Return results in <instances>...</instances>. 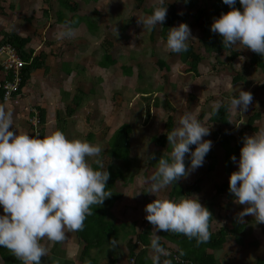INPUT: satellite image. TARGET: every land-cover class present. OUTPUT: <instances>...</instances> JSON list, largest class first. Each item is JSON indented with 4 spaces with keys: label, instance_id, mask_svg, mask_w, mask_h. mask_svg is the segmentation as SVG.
Wrapping results in <instances>:
<instances>
[{
    "label": "rangeland",
    "instance_id": "obj_1",
    "mask_svg": "<svg viewBox=\"0 0 264 264\" xmlns=\"http://www.w3.org/2000/svg\"><path fill=\"white\" fill-rule=\"evenodd\" d=\"M0 1L3 7L0 9V40L6 32L21 31L32 37V48L28 46L31 51L36 55H46L44 64L48 70L34 73L24 97L18 93L21 104L19 112L26 114L24 118L29 134L32 135L35 130L33 118L41 122L39 108L43 107L48 109L46 119L51 127L48 134L61 129L69 139L80 138L98 143L104 149L100 154L104 159V168L108 163L124 172L126 182H117L110 189L121 196L110 210L111 219L120 230L119 240L115 246L110 241L106 242L108 244L103 248L93 250L91 256L96 257L99 264H107L112 258L117 260L116 264H133L128 252L130 248L136 249L138 246L137 234L143 232L147 225L151 232L154 227L146 219L145 206L157 198L174 199L171 194L174 182L159 192L149 193L150 177L158 168V160L171 151L169 143L163 148L153 143L162 123L172 115L177 126L179 117L185 112H193L198 118L205 112L201 121L210 128V134L204 139L213 141L211 149L215 144L213 133L218 130L234 138H238L241 131L248 136L254 135L264 128V72L257 68L244 71L243 64L249 61L251 49L240 44L238 48L244 53L234 65L247 75L245 81L233 84V71L227 66H217L218 76L209 75L210 67L219 57L204 59L200 66V77L187 74V66L179 56L171 55L166 48L161 25H156V30H145L138 23L139 17L148 15L140 7L141 0H69L78 4L74 12L61 6L65 0ZM173 2L179 11L185 10L184 0H164V6L168 9ZM154 5H159V0H143L144 9ZM59 17L78 20L74 24V36H57L64 24ZM191 35L188 43L194 41V45L199 47L200 30L191 27ZM105 55L112 57L116 63L102 65ZM48 56L51 59H47ZM226 57L222 56L220 60L228 62ZM159 61L165 62L168 70L160 68ZM241 88L253 93L248 109L244 113L239 112V108L238 111L230 109L228 126L211 121L212 113L221 105L213 102H222L238 95ZM78 96L81 100L77 106L73 98ZM10 107L8 109L11 110ZM255 112L262 113L254 124L258 131L246 130L247 118ZM124 124L131 126L132 134L129 159L122 163L111 157L110 142ZM38 128L40 130L41 124H38ZM209 153L217 157L215 170H207L211 161L206 157L202 166L178 179L176 186L192 187L197 179L201 180L198 182L199 191L193 194L209 205L213 215V231L223 226L232 228L233 223L245 224L246 231L250 230L244 237V246L236 244L234 237L229 236L223 248L213 252L220 263L256 264L258 258H264V222L257 223L252 214L245 216L243 222L237 220V214L245 205L237 203L233 193L217 191L230 182L231 173L227 172L223 161L224 150L217 146ZM152 154H155L154 158H151ZM190 156L185 157L186 168L190 166L191 161L186 160ZM88 159L94 166V158ZM238 161L233 171L238 170ZM166 248L171 253V248L177 247L167 242ZM82 249L83 245L78 252L79 258ZM141 249H144L142 245ZM146 251L147 257L152 260L151 249L147 248Z\"/></svg>",
    "mask_w": 264,
    "mask_h": 264
},
{
    "label": "clouds",
    "instance_id": "obj_2",
    "mask_svg": "<svg viewBox=\"0 0 264 264\" xmlns=\"http://www.w3.org/2000/svg\"><path fill=\"white\" fill-rule=\"evenodd\" d=\"M224 3L231 10L214 18L211 30L222 36L224 46L242 44L264 55V0H240L243 10L235 7L237 0H224ZM167 11L164 0H159L152 13L139 17L138 23L151 30L162 25ZM75 23L66 20L57 36H74ZM190 37L188 23L172 26L166 48L176 53L186 52ZM252 100L253 93L241 88L238 95L227 98V103L230 109L239 108L244 113ZM12 125L13 112L6 102L0 103V206L3 207L0 245L10 249L24 264H41V257L48 251L41 239L64 241L66 230L82 229L86 216L92 212L91 206L103 205L112 195L107 188L110 173L103 166L100 154L104 149L98 143L69 139L61 129L43 135L44 126L40 135L20 131L17 134L10 130ZM209 134L210 128L193 112L180 116L177 126L167 133L171 151L158 160V168L150 177L149 193L159 192L202 166L213 145L211 139H204ZM194 144L197 146L193 150L190 146ZM186 153H191L188 168ZM89 157L94 158L98 168L93 167ZM154 157L152 154L151 158ZM231 159L237 162L235 154ZM238 164L229 182L235 201L245 205L237 220L243 222L245 216L252 214L257 223L264 222V128L244 137ZM145 212L146 219L154 226L150 234L153 264H173L170 251L161 243L160 230L183 233L189 239L196 238L198 244L211 236L209 221L213 215L195 194L181 195L178 199L157 198L145 206ZM111 243L116 245L115 240ZM180 252L182 255L183 249ZM85 264L92 261L85 260Z\"/></svg>",
    "mask_w": 264,
    "mask_h": 264
},
{
    "label": "trees",
    "instance_id": "obj_3",
    "mask_svg": "<svg viewBox=\"0 0 264 264\" xmlns=\"http://www.w3.org/2000/svg\"><path fill=\"white\" fill-rule=\"evenodd\" d=\"M94 1V0H93ZM97 1V0H95ZM61 6L69 9L71 11H75L78 8L77 3H71L69 0H65L61 2ZM140 7L144 10L145 13L151 14L153 9L158 6L154 5L150 9L143 8V0L140 1ZM184 11H179L177 9L176 3H170L168 5L167 12V21L163 22L161 25V36L165 41H167V35L169 32V28L175 26L178 22H186L189 24L190 28L195 27L200 30L199 38V47L194 45V41L189 43V48L186 52L176 53L170 51L171 55H178L181 61L187 66L185 72L189 75H192L195 78L201 76L200 66L204 59H210L212 57H219L218 60L210 67L209 75L218 76L219 71L217 69L221 66L231 67L233 71L232 82L233 84H238L240 82L245 81L244 71H249L251 69L257 68L261 69L264 72V55L258 54L255 51H249V61L244 62L243 68L244 71L237 70L235 68V61L244 53L241 49H239V45H233L232 47H227L223 45V38L218 32H213L211 30V24L214 22V18L219 17L221 13H225L231 10V6L224 3V0H184ZM237 8L242 9V5L240 4V0H237L235 5ZM1 1H0V9H2ZM62 22L66 20L63 17H59ZM75 22H78L77 19H74ZM76 24V23H75ZM74 26V25H73ZM75 27V26H74ZM156 30V26L153 28ZM31 42L30 37L24 38L18 35L16 32L4 33L2 39L0 40V46L3 44H11L14 46L20 53H22V57L28 62V65L24 68L23 71V80L21 86L27 84L29 81L30 75L36 70L45 69L48 70V66H45L44 59L46 57L42 55L33 56V51H24L26 46ZM229 52V55L227 54ZM228 62H224L220 60V57L225 56ZM116 61L110 57L109 55H105V61L102 65H114ZM159 67L168 70V66L165 62L159 61ZM3 76H0V81ZM264 88V86H263ZM75 105H79L81 98L74 97L73 98ZM41 115V126L46 123L47 113L44 108L40 109ZM230 108L228 106L227 100H223L221 105L217 111L212 113L210 118L211 121L215 122V124H219L220 126H228L230 125ZM70 114V113H69ZM262 113L255 112L253 115L247 118L246 130L250 129L251 131H258L255 128L254 124L258 121L262 116ZM205 112L199 116V119H203ZM203 117V118H202ZM174 117L169 115L167 120L162 123V127L160 132L156 134L153 143L157 147H166L169 143L167 133L171 131L175 127ZM44 131V130H43ZM42 131V134H43ZM132 134V128L129 124H124L117 132L114 134L110 146L112 147V156L118 161L122 163L128 161V156L130 154V137ZM246 135L243 131L240 132V136L238 138H234L232 135H227V133H223L218 130L213 133V140L215 142L214 147H219L224 150V159L225 168L227 172L232 173L234 170V166L236 162H233L231 157L233 154L236 155L237 160L240 158V150L243 146L244 137ZM235 142L234 145L232 143ZM214 147L211 149L213 150ZM193 150L195 148H192ZM214 153V151H213ZM191 153H186L187 156H190ZM207 158H210L211 163L209 164V168L207 169L209 172H213L218 164L216 160L217 157L211 155L209 152L206 154ZM205 157V158H206ZM104 162V159H102ZM187 161H191L190 158L186 159ZM95 167H99L98 165H94ZM93 166V167H94ZM105 169H108L110 173L109 180L107 182V188L110 190L114 187L117 182L125 183L126 177L124 172L114 169L111 165L107 163ZM201 180L197 179L196 183L192 187H181L176 186V182H174L172 196L175 199H178L181 195H189L191 196L193 192L199 191V183ZM219 189V188H218ZM224 191L228 194H231L229 191V185L224 184L220 190ZM112 195L105 199L103 205L93 204L91 214L86 216L84 221V226L82 229L75 230L74 236L78 239V242L83 245V249L80 255V259L85 264V260H91L92 264H94V257L91 256V252L93 250H97L106 246V242H111L115 240L116 243L119 240L120 230L117 228V225L111 219V208L114 203L120 200V195L114 194L113 191H110ZM202 203V201H201ZM207 206L210 210L209 205L206 203H202ZM211 211V210H210ZM212 213V212H211ZM213 216L210 218V238L202 243H197L196 238L189 239L183 233H175L172 231L167 232L166 230H160L161 235V243L167 247V242L174 244L177 248H171V259L173 260V264H223L220 263L216 256L214 255V251L221 250L223 246L227 243L228 237L233 236L236 244L244 246V237L246 234H249L250 230L246 231L247 225L242 223H233L232 228L227 226H223L219 228L217 231H213L212 223ZM147 225V221L144 223ZM120 228V227H119ZM249 228V227H248ZM244 231V236H243ZM137 233V232H136ZM150 228L146 227V229L138 233V246L140 250V245L143 246L144 249L137 251V247L130 248L128 252V256L134 260V264H153L152 260L147 257V248H150ZM242 235V236H240ZM140 244V245H139ZM250 247V244H249ZM183 249V254L181 255L180 250ZM177 257H179L177 259ZM0 258L3 260V264H21V259L16 257L10 249H7L5 246L0 245ZM164 259V257H162ZM117 260L112 258L107 264H116ZM256 264H264V258H258Z\"/></svg>",
    "mask_w": 264,
    "mask_h": 264
},
{
    "label": "crops",
    "instance_id": "obj_4",
    "mask_svg": "<svg viewBox=\"0 0 264 264\" xmlns=\"http://www.w3.org/2000/svg\"><path fill=\"white\" fill-rule=\"evenodd\" d=\"M16 33L18 35L24 37V38L30 37L27 33H23L21 31L20 32H16ZM30 39H31V42L26 46L24 51L29 52L30 49L32 48L33 39H32V37H30ZM28 46H31V48H28ZM18 53L22 57V53H20L19 51H18ZM36 54L37 53H34L33 56H38ZM39 55H42V56L46 57V55L44 53H40ZM47 59H51V56H48ZM47 65H49V64L47 63ZM40 70H42V69H40ZM35 72H33L30 75L29 81L27 82L26 85H24L23 87L20 85V88L17 91V93L15 94L14 98L12 99V101L9 102V104H6L7 108L11 106L10 108H11V111L13 112V116H14V125L10 126V129L11 130H15L17 134L19 133V131L20 132H25L26 130H27L26 132L29 133V131L27 129L26 121H25L26 119L24 118V116L26 117V114H25V112H22V111L19 112V110L21 108V104L19 103V98L18 97H19V95L20 96L23 95V97L25 96L24 95V91H25L26 88L27 89L29 88L30 82L32 81V77L34 76ZM0 76H3L2 73H0ZM8 79H12V75L9 76ZM22 80H23V72H22ZM19 92H20V94L18 95ZM0 103H4L3 92L2 91H0ZM42 108L43 107H40V109H42ZM44 110L46 111V113H48V109L44 108ZM51 124H53V121H52ZM49 125L50 124L47 122V119H46V125L43 128V130H44L43 131V135H47L48 131L51 130V127ZM51 126H53V125H51ZM2 213H3V207L0 206V214H2ZM41 243L48 250L47 251V255L41 257V264H55L56 261H59V264H83V261L78 257V252H79V249H80V247L82 245L78 242V239L74 237V231L66 230V238H65L64 241H51V240H48L45 237V238L41 239ZM97 250H95V251H97ZM94 258L95 259H94L93 263L94 264H99V261H97L96 257H94ZM21 264H24V262L22 261Z\"/></svg>",
    "mask_w": 264,
    "mask_h": 264
},
{
    "label": "built area",
    "instance_id": "obj_5",
    "mask_svg": "<svg viewBox=\"0 0 264 264\" xmlns=\"http://www.w3.org/2000/svg\"><path fill=\"white\" fill-rule=\"evenodd\" d=\"M27 64L14 46L8 43L0 46V73L4 77L0 81V91L3 92L4 102H11L19 90L22 82V72ZM11 75L12 79H8ZM33 120L35 127L33 135H40L38 124H41V122L36 117ZM132 261L134 262V260Z\"/></svg>",
    "mask_w": 264,
    "mask_h": 264
}]
</instances>
